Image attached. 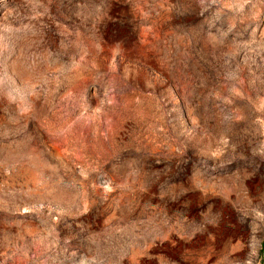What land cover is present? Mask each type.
Returning <instances> with one entry per match:
<instances>
[{"label":"rangeland","instance_id":"374dc122","mask_svg":"<svg viewBox=\"0 0 264 264\" xmlns=\"http://www.w3.org/2000/svg\"><path fill=\"white\" fill-rule=\"evenodd\" d=\"M0 264H264V0H0Z\"/></svg>","mask_w":264,"mask_h":264}]
</instances>
